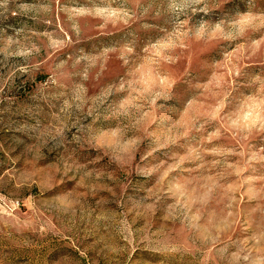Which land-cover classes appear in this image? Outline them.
I'll return each mask as SVG.
<instances>
[{"label":"rangeland","instance_id":"rangeland-1","mask_svg":"<svg viewBox=\"0 0 264 264\" xmlns=\"http://www.w3.org/2000/svg\"><path fill=\"white\" fill-rule=\"evenodd\" d=\"M0 264H264V0H0Z\"/></svg>","mask_w":264,"mask_h":264}]
</instances>
